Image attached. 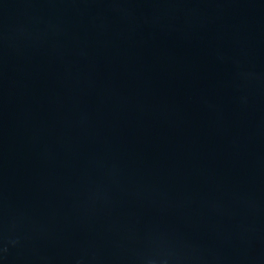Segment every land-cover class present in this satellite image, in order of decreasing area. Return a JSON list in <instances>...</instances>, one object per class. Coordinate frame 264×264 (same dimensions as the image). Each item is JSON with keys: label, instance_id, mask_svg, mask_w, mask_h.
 Segmentation results:
<instances>
[{"label": "water", "instance_id": "obj_1", "mask_svg": "<svg viewBox=\"0 0 264 264\" xmlns=\"http://www.w3.org/2000/svg\"><path fill=\"white\" fill-rule=\"evenodd\" d=\"M0 264H264V0H0Z\"/></svg>", "mask_w": 264, "mask_h": 264}]
</instances>
